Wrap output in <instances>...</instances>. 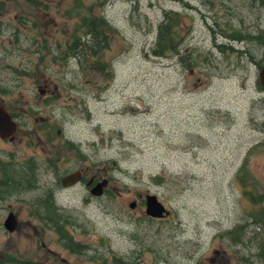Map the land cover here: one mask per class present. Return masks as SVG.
<instances>
[{
    "label": "rangeland",
    "instance_id": "1",
    "mask_svg": "<svg viewBox=\"0 0 264 264\" xmlns=\"http://www.w3.org/2000/svg\"><path fill=\"white\" fill-rule=\"evenodd\" d=\"M96 2L0 0V105L18 124L13 141L0 139V262L94 264L115 256L133 264H261L264 45L226 36L264 35V6ZM89 11L111 27L103 29L107 48L73 55L78 15ZM164 13L176 15L179 45L175 55L154 57ZM250 149L242 188L236 175ZM23 167L34 168L35 186L2 192ZM104 169V194L91 197L85 182ZM72 171L84 181L62 188L59 179ZM51 190L81 254L60 242L51 225L57 217L49 221L40 209ZM146 195L169 216L148 219ZM10 211L19 222L13 233L3 227ZM236 226L244 229L231 234Z\"/></svg>",
    "mask_w": 264,
    "mask_h": 264
},
{
    "label": "trees",
    "instance_id": "2",
    "mask_svg": "<svg viewBox=\"0 0 264 264\" xmlns=\"http://www.w3.org/2000/svg\"><path fill=\"white\" fill-rule=\"evenodd\" d=\"M106 1L108 0H97L96 3L103 8L104 5L106 4ZM253 1L256 2L257 0H253ZM258 1L260 2L261 5L264 6V0H258ZM173 16L176 15L174 13H164V18L159 24L157 29L155 44L151 50V54L154 57L166 58L173 54L175 55V53L177 52V48L179 44L177 43L175 37L173 36L174 33L172 31V28L173 26H178L179 22L175 20ZM78 17H80L79 26L76 27L77 29L74 32L77 35V37L73 40L72 45L69 48V51L73 55H75V53L84 54L86 51H88V53L91 56H96L101 50L107 48L108 36L103 29L110 30L111 27L103 17L95 16L91 14L90 11L85 15H78ZM226 37H228L229 41H237V42L249 41L264 45L263 32H261L259 35H248V34L242 35L241 33L238 34L235 33L234 35L226 36ZM218 48H222V47H218ZM252 151L253 150L250 149L247 152L246 158L241 165V169L236 175V178L238 179L242 188L247 187L248 180L250 179V177L247 175L245 165L247 164L249 157L253 153ZM23 169H25L23 172H19V171L16 172L11 180L7 178L5 182H3L4 184L2 188L4 189H2V192L7 191L5 187L9 186L10 188H12L14 184L16 185V188H18L19 184H23L25 185V187L28 188L31 187L33 188L35 186L36 178H35L34 168L23 167ZM22 189L25 188L22 187ZM243 191H244L243 192L244 196H247V194H249L245 189ZM0 197H1V193H0ZM257 199L259 200V202L256 204L260 205V210H261L260 213H258L257 215L261 214L263 217L264 197L261 198L260 196H257ZM47 208H48V212L50 211L48 217L49 221H53L52 219L57 217V221L54 220V222H52L53 224L51 225L54 226L56 233L60 237V242L63 241L64 246L70 249L71 252L73 251L76 254L83 253L85 248L76 247L74 245L71 236L68 234L67 231L64 230L63 225H65L66 222L65 221L60 222V220L58 219L59 218V214L57 213L58 210L57 208L54 207L53 202L49 201ZM40 209H42V207ZM40 217L43 218L42 216ZM243 229H244L243 226H236L231 231V234L239 233ZM256 249H257L256 254L261 259V264H264V242L258 243ZM0 264L3 263L0 262ZM94 264H133V263L131 260L129 259L125 260L121 257L112 256L111 259L109 260L106 257L100 256L98 258H94Z\"/></svg>",
    "mask_w": 264,
    "mask_h": 264
},
{
    "label": "water",
    "instance_id": "3",
    "mask_svg": "<svg viewBox=\"0 0 264 264\" xmlns=\"http://www.w3.org/2000/svg\"><path fill=\"white\" fill-rule=\"evenodd\" d=\"M259 83L264 89V68L259 72ZM18 126L16 122L12 119L10 113L3 107L0 106V139L1 140H13L17 132ZM80 179V174L78 172L72 173L65 177L62 180V185L64 187L73 186ZM107 180H104L102 183L98 184L92 194L95 196L102 195V188L107 185ZM145 215L154 219H162L167 216L169 213L164 208V206L157 200L154 195L145 196ZM135 203L130 204V208L133 209ZM3 227L8 233H13L18 227V222L13 213H9L3 222Z\"/></svg>",
    "mask_w": 264,
    "mask_h": 264
},
{
    "label": "flooded vegetation",
    "instance_id": "4",
    "mask_svg": "<svg viewBox=\"0 0 264 264\" xmlns=\"http://www.w3.org/2000/svg\"><path fill=\"white\" fill-rule=\"evenodd\" d=\"M104 89H106V88H104ZM0 106H2V105H0ZM11 115V114H10ZM12 116V115H11ZM12 119L14 120V118H13V116H12ZM15 121V120H14ZM16 122V121H15ZM16 124H17V122H16ZM17 126H18V124H17ZM59 134H60V132H57V136H59ZM14 140V139H13ZM13 140H11V141H13ZM5 141H9V142H11L10 140H5ZM65 147V146H64ZM67 150H74V149H72L73 148V146H72V144H69V146H66L65 147ZM60 158H62V156H61V153H58V158L56 159V163L60 160ZM48 162H50V160H48ZM75 172H78L79 174H80V179H79V181L76 183V184H74L73 186H69V187H64L63 185H62V180L65 178V177H67L68 175H70V174H72V173H75ZM98 173V172H97ZM97 173H95V174H92V175H89L90 177L86 180V182H85V186H86V189L88 190V192H89V195L91 196V197H94V198H96V197H98V196H95V195H93L91 192H92V190H94L95 188H96V186L98 185V184H100V183H102L103 181H104V179H106V177H107V171L104 169L103 170V173H102V176L100 175L99 176V173L97 174ZM60 181V185H61V187L62 188H64V189H70V188H73L74 186H76L77 184H79V183H81V182H83L84 181V176H83V172L82 171H72V172H65L62 176H61V178L59 179ZM106 180H108V179H106ZM108 182V181H107ZM107 185H108V183H107ZM107 185L106 186H104L103 188H102V195L104 194V190L106 189V187H107ZM19 187L20 188H22L23 186L21 185H19ZM54 192L51 190V191H49V192H47V196L46 197H44L43 199H42V203H41V207H42V210H43V212L44 211H48V208H47V206H48V202L51 200L52 202H54V204H55V196H54ZM101 195V196H102ZM101 196H99V197H101ZM49 200V201H48ZM89 201H90V199L89 198H87V200H86V203H89ZM135 203V206H136V202H134ZM162 204V203H161ZM163 205V204H162ZM134 206V207H135ZM164 206V205H163ZM57 209H58V207L57 206H55ZM165 208V207H164ZM134 209V208H133ZM59 210V209H58ZM168 211V210H167ZM9 213H12L11 211L9 212ZM8 213V214H9ZM168 213H169V211H168ZM15 215V214H14ZM167 216H169V214L167 215ZM167 216H165V217H167ZM15 217H16V215H15ZM165 217H163L162 219H164ZM150 217H148V219H149ZM151 219H154V218H151ZM162 219H157V220H162ZM16 220H17V218H16ZM17 222H18V220H17ZM18 224H19V222H18Z\"/></svg>",
    "mask_w": 264,
    "mask_h": 264
}]
</instances>
